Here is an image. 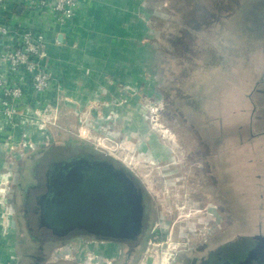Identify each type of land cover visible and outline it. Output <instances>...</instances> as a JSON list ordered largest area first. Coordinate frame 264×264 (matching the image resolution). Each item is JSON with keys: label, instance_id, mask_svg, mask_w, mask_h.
I'll list each match as a JSON object with an SVG mask.
<instances>
[{"label": "rangeland", "instance_id": "374dc122", "mask_svg": "<svg viewBox=\"0 0 264 264\" xmlns=\"http://www.w3.org/2000/svg\"><path fill=\"white\" fill-rule=\"evenodd\" d=\"M149 2L153 4L146 7L154 10L155 16L146 20L143 8H139L134 35L121 29V35L115 39L117 44L108 36L104 44H99L103 36L91 39L88 46L94 56L85 60L86 66L79 70L88 84L80 89L73 86L74 91L68 96L69 87L58 85L55 124L43 121L36 130L34 125L27 124L29 132L38 134L40 145L14 146L3 151L7 162L0 170V215L5 220L9 218L10 264H83L88 260V247L82 237L62 239L36 230L31 223L27 227L30 218L29 214L25 218V195L29 186L36 183L35 177L43 173L38 166L43 161L37 162L47 153L50 154L43 159L44 166L62 155L59 152L73 155L83 152L81 149L120 162L135 176L139 188L154 200L157 220L152 229L159 228L162 238H169L173 227L169 221L183 219L188 226L199 224L196 212L191 211L193 215L186 209L195 211L215 203L217 216H208L207 224L201 221L203 229L197 226V238L201 233L210 238L200 242L206 249L199 252L197 239L192 242L180 237L170 244L172 256L179 251L190 260L213 249L216 238L222 244L240 235L264 234V147L259 151L264 137L254 132L258 133L257 139L249 140V118L244 115L246 104L242 99L254 65L241 60L243 54L240 60L228 59L237 43L228 37L232 24L227 23V10L220 11L226 5L221 6V1L204 7L202 22L191 16L194 8L190 6L179 36L178 20L168 21L162 15V0ZM175 6L177 10L179 5ZM212 13L219 14L214 28L210 21ZM210 33L221 43L212 51V55L215 51L219 54L218 63L211 61V49L201 47L200 36L210 38ZM241 40H237L240 48ZM130 42L133 49L122 52ZM113 48L119 49L112 54L116 60L122 59L125 64L133 60L135 67L106 68V60L111 56L106 55ZM120 75L123 83L111 82ZM51 94L52 90L43 98L44 106L53 102ZM15 120L19 126L26 122L23 117ZM22 136L19 133L20 140ZM249 159L253 160L249 163ZM259 174L260 180L255 178ZM212 175H217L222 183L218 199L214 196ZM151 240L153 244L142 246L134 264H157L155 256L166 252L162 239ZM125 250L122 248L121 260ZM225 264L231 262L226 260ZM260 264H264V259Z\"/></svg>", "mask_w": 264, "mask_h": 264}, {"label": "crops", "instance_id": "0c3cea01", "mask_svg": "<svg viewBox=\"0 0 264 264\" xmlns=\"http://www.w3.org/2000/svg\"><path fill=\"white\" fill-rule=\"evenodd\" d=\"M149 1L76 0L77 9L75 16L65 24L58 25L55 24L50 12L28 10L27 0H5V9L1 14V19L4 22L20 27L36 25L43 32L47 47L45 63L54 78L56 76L59 80L58 82L55 78L57 85L61 84L62 86L69 87L67 88L66 95L68 96L74 91L73 86L80 89L81 86L88 84L84 79L85 75H81L79 70L83 66H86L85 60L87 61L93 55L90 52L91 46H88L91 45V39L95 36H103L99 44H104L105 41L107 43L106 38L108 36L112 43L117 44L116 38L121 35V29L124 30L123 33L134 35L133 32L136 28V22L139 19V8H143L142 14L145 15L146 20L149 17L152 19L155 16V11L146 7V5L153 4ZM221 1L222 3L220 5H226V7H222L220 11L227 10L226 14L230 16L226 17L227 23L232 24L231 28L230 26L228 27L230 32L228 33V37L232 39L234 44H238L237 40L242 38V47H239L240 43L238 45L236 44L237 48L233 46L232 55H229L228 59L230 57L233 60H240L239 56L243 54L241 60H247L248 64H250L249 66L254 65L251 75L252 79L248 81L249 87L242 94V99L246 104L244 115L249 118L247 123L249 140L254 141L257 139L255 134L258 135L259 133L261 137H264V0H162L161 4L164 10L162 15L168 21L178 20L179 36H181V31L184 27L182 21L190 13V6L194 8V13L191 16L202 22L204 20L202 14L203 8L218 5ZM175 5H179L177 10L175 9ZM187 9L189 11H186ZM242 9L244 12L241 14L240 11ZM217 19H219V14L212 13L210 15L211 28H214L213 22ZM201 27L202 25H200ZM200 37L202 38L201 47L205 46L207 51L211 49V61L213 63L221 61L216 51L212 55V51L214 52V50L218 49L217 45L221 46V43L215 41L211 37V33L210 38L209 36H204V34ZM129 49H133L131 42L128 43L126 48L122 49V52L128 51ZM117 51L114 48L108 50V55L106 56H111L106 60V68L109 66L117 70L124 65L125 67L128 65L132 70L136 65L135 61L129 60L126 62L129 63L125 64L122 59L116 60L112 54L118 53ZM119 58H122V55ZM87 68H90L89 63H87ZM80 76L82 77L79 78ZM118 79L119 81H117ZM118 79L116 80L113 77L111 82L115 84L118 82L123 83L121 75ZM45 96L46 94L42 96L41 101H43ZM29 107L31 108V105ZM37 128L38 126L34 125L33 129L36 130ZM22 129L24 131L31 128L23 125ZM18 132L15 128L5 124L3 118L0 117V170L4 168L7 162L3 151L9 148L3 146V144L11 137L14 143L19 142V133L24 134V132ZM27 136L29 137V141L35 144L32 148L40 145L41 142H39L38 134L28 131ZM261 147L264 146L261 144L259 151H262ZM63 153L60 155L61 157L72 156V154L63 155ZM251 160L253 159H249L248 162ZM2 217L0 215V264H10L11 234L8 230L10 223L8 222L9 218L5 220ZM12 226H15V221H13Z\"/></svg>", "mask_w": 264, "mask_h": 264}, {"label": "flooded vegetation", "instance_id": "af4514ba", "mask_svg": "<svg viewBox=\"0 0 264 264\" xmlns=\"http://www.w3.org/2000/svg\"><path fill=\"white\" fill-rule=\"evenodd\" d=\"M42 162V158L40 159ZM44 160L40 165L42 166V172L39 177H35L36 183L29 186L28 190L29 192H26L24 204H26L24 213L25 218H27V215L29 214L30 220H27L26 222L27 227L28 223H31L30 226L35 228L36 230L40 232L48 231L50 234H53L51 230L47 229L43 226L42 222V216L41 212H43V209H45V203L43 196L48 192V189L55 185V178L58 175V170H67L69 169H80L84 166L94 167V169L98 170V172H95V175L98 174L99 184L102 187L104 185V174L101 170L110 168L109 165L114 166L115 169H121L126 173L128 176L132 178V180L137 185V188L141 191L138 192L142 196L141 201V222L140 227L136 232H131V234L124 238L120 237H110L105 234H96L95 232L88 229H73L71 230L67 235L61 236L62 239H66L68 237H82L83 241L86 243L88 249L86 251L88 264H134L135 260L137 259L138 255L142 252V246L145 244H153V240H159L162 239V244L167 245L166 252H161L157 256H161L163 254L165 257V264H220L219 260L217 259L218 256H216V248L220 245L218 243V239H215L216 246L213 249L208 250L205 255L203 256H193L190 260H188L186 257V254L176 252L174 256L171 255L169 252L170 250V244L173 245V241L177 240L178 238H189L190 241H195L196 249H199V252H203L206 247H202L200 242H206L209 240V236L201 233L200 236L197 238V232L199 226V229H203L201 221L207 224L208 222V216H211V218L216 215L217 212V205L213 202L207 203L206 206L203 209H186L188 213L193 214L196 212L197 216H195L198 220L197 223H199L197 226L194 225V223H190V226H188L185 222V220L180 221H172L168 224H171L173 226L171 230L169 231V238L168 237H160L159 228L152 229V227L156 224L155 220H157V207L154 204V200L152 197L146 192H143L142 189L139 188L135 176L129 172V170L125 169L120 162H118L115 159L107 158L104 156H98V157H90L86 154H80V155H72V156H60L56 159L53 158L52 160L48 161V166H44ZM250 163V162H249ZM44 168V169H43ZM93 169H87L88 175L92 174ZM63 174V173H62ZM257 179H261V175L255 176ZM212 179L215 184V192L214 196L216 199L220 197L219 188L222 184L219 180V177L217 175L213 176ZM50 188V189H51ZM108 192H100V195L103 196L107 194ZM227 193V192H226ZM223 196V195H222ZM112 199H106V197H103L100 199L101 201V207L99 211V215H92L93 217L90 218L87 217L88 226L89 227H96V228H102L103 223L107 219V202L111 201ZM227 201V199H226ZM228 203V201H227ZM229 207L230 205L227 204ZM185 209V208H184ZM209 210V212H208ZM233 212V208L231 209ZM176 216V214H174ZM195 215V214H193ZM186 216V215H184ZM181 215L179 216V218ZM205 219V220H204ZM168 222V221H167ZM176 223H179L178 225ZM180 223H185L181 225ZM178 230H177V229ZM29 229V228H28ZM204 232V230L200 231ZM31 236V235H30ZM58 236V235H56ZM264 236L262 233H257L254 235H240L241 237H260ZM33 237V236H32ZM60 237V236H59ZM148 237H150L148 239ZM32 239H35L33 237ZM163 239H165L163 241ZM212 241V240H211ZM199 243V244H198ZM224 243V242H223ZM155 244V243H154ZM126 248L123 260H121V254H122V248ZM145 248V247H144ZM119 250V254H118ZM223 254V252H221ZM157 254V253H156ZM221 264H225V260H221Z\"/></svg>", "mask_w": 264, "mask_h": 264}, {"label": "water", "instance_id": "95a60500", "mask_svg": "<svg viewBox=\"0 0 264 264\" xmlns=\"http://www.w3.org/2000/svg\"><path fill=\"white\" fill-rule=\"evenodd\" d=\"M101 170L104 185L99 184L98 170L90 165L80 169L58 170L55 185L43 196V226L54 235L64 236L73 229H90L110 237H128L141 222V192L130 176L109 165ZM87 169H93L88 175ZM63 173V174H62ZM100 192H108L101 196ZM103 197L107 202V219L102 228L89 227L87 217L99 215ZM216 256L231 264H260L264 259V236L233 237L216 248ZM223 252V254L221 253Z\"/></svg>", "mask_w": 264, "mask_h": 264}, {"label": "built area", "instance_id": "2783aa9c", "mask_svg": "<svg viewBox=\"0 0 264 264\" xmlns=\"http://www.w3.org/2000/svg\"><path fill=\"white\" fill-rule=\"evenodd\" d=\"M76 6V0H27L28 10L50 12L58 25L75 16ZM4 9L5 0H0V117L5 124L24 134L19 142L14 143L9 138L3 146L32 148L35 144L29 141V130L23 131L15 119L23 117L24 125L40 126L43 121L55 124L60 90L45 63L47 47L43 32L36 25L20 27L4 22L1 19ZM50 90L53 102L44 106L42 96ZM154 261L165 264L163 256L156 255ZM83 264H88V260Z\"/></svg>", "mask_w": 264, "mask_h": 264}, {"label": "trees", "instance_id": "16d2710c", "mask_svg": "<svg viewBox=\"0 0 264 264\" xmlns=\"http://www.w3.org/2000/svg\"><path fill=\"white\" fill-rule=\"evenodd\" d=\"M81 150H82L83 152H79V153H77V154H75V155L86 154L87 156H90V157H91V156H92V157H98V154H97L96 152H92V151L84 152L85 149H81ZM49 151H50V150H49ZM59 153H63V152H59ZM45 154H46V153H45ZM49 154H50V153H47V154H46L47 156L45 155V157L42 158V161H43V159H46V157H48ZM100 156H101V155L99 154V157H100ZM40 161H41V160H38L37 163H39ZM38 166H41L40 163H39ZM41 167H42V166H41ZM41 167H40V169H42Z\"/></svg>", "mask_w": 264, "mask_h": 264}]
</instances>
